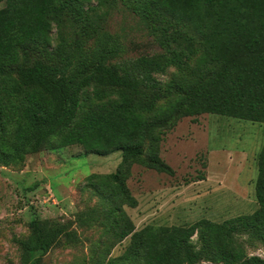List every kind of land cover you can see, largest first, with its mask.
I'll list each match as a JSON object with an SVG mask.
<instances>
[{
	"label": "trees",
	"instance_id": "trees-1",
	"mask_svg": "<svg viewBox=\"0 0 264 264\" xmlns=\"http://www.w3.org/2000/svg\"><path fill=\"white\" fill-rule=\"evenodd\" d=\"M86 1L4 0L0 164L70 144L121 152L114 172L87 180L107 204L104 234L112 244L130 241L120 256L104 262L99 254L93 264H264L239 239L245 234L264 244V143L257 155L258 208L250 214L135 230L123 210L136 205L125 184L133 162L173 173L158 143L180 118L208 112L264 123V0H122L162 51L127 62L116 60L124 50L118 35L100 26L96 6ZM169 67L179 73L165 82L155 76ZM28 230L16 239L18 264H37L54 245L78 239L76 231L39 217Z\"/></svg>",
	"mask_w": 264,
	"mask_h": 264
},
{
	"label": "rangeland",
	"instance_id": "rangeland-1",
	"mask_svg": "<svg viewBox=\"0 0 264 264\" xmlns=\"http://www.w3.org/2000/svg\"><path fill=\"white\" fill-rule=\"evenodd\" d=\"M84 5H95L100 26L118 35L124 50L117 61L161 54L160 46L122 0L103 4L88 0ZM4 6L0 0V9ZM49 35L53 37L51 44L55 43L53 22ZM178 73L169 67L155 76L165 82ZM263 143L261 122L208 112L182 117L158 143V155L173 173L133 162L125 184L136 205H124L123 210L135 230L148 225L188 227L201 219L222 222L250 214L258 208L255 181L257 155ZM120 160V151L98 154L70 144L43 147L21 161L0 164V264L19 263L16 239L28 234V222L33 217L78 235L77 240H63L42 253L37 264H93L99 254L104 262L120 256L130 237L112 244V236L104 234L107 204L87 180L92 173L114 172ZM92 209L88 217L87 211ZM196 239L195 233L192 241ZM239 239L247 254L264 258L261 241L245 234ZM199 264L218 263L203 259Z\"/></svg>",
	"mask_w": 264,
	"mask_h": 264
}]
</instances>
